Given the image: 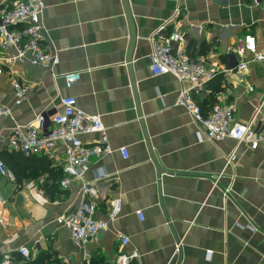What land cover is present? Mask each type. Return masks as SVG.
Masks as SVG:
<instances>
[{
  "label": "crops",
  "instance_id": "0c3cea01",
  "mask_svg": "<svg viewBox=\"0 0 264 264\" xmlns=\"http://www.w3.org/2000/svg\"><path fill=\"white\" fill-rule=\"evenodd\" d=\"M43 1L42 44L59 63L51 69L9 63L0 51V105L10 109L0 117V160L10 168L15 151L7 140L15 126L35 124L39 115L50 119L61 111L60 97H73L85 114L100 118L111 149L91 159L83 176L98 185L95 217L106 219L112 198L121 200V210L82 247L73 244L58 219L78 205L80 181L60 186L58 143L48 154L29 156L33 163L20 182L0 178V254L19 259L16 251L25 246L37 264L67 257L71 264H115L132 252L130 264H264V141L255 149L232 139L199 141L191 114L175 104L190 84L150 73L148 41L165 24V33L179 31L184 40L173 49L233 68L250 60L231 51L245 36L264 52V9L253 0ZM13 2L0 0V11ZM70 72L80 79L66 85L62 75ZM11 78L27 88L19 105ZM193 98L204 114L213 103L230 105L236 123L247 122L261 103L258 118L264 116V62L220 74L218 85L206 84ZM100 137L82 140L92 145Z\"/></svg>",
  "mask_w": 264,
  "mask_h": 264
},
{
  "label": "built area",
  "instance_id": "2783aa9c",
  "mask_svg": "<svg viewBox=\"0 0 264 264\" xmlns=\"http://www.w3.org/2000/svg\"><path fill=\"white\" fill-rule=\"evenodd\" d=\"M253 4L264 9V0H253ZM45 8L43 0H14L12 5L0 11V51L7 53V62L27 60L31 65L51 69L59 63L54 53L46 50L42 44L41 15ZM180 14L176 7L173 18ZM165 24L158 28L148 39L151 45L149 53V71L153 76L170 74L179 82H188L189 90L180 89L177 93L175 104L185 108L192 116L193 122L198 125L199 141H220L232 139L243 143L250 149H255L264 141V116L258 118L262 103L256 107L251 117L245 123H236L233 120L232 107L228 104L216 102L204 114L195 102L193 93L202 91L207 82L214 76L247 68L250 62H264V52L258 51L255 39L251 35L244 37L240 46L232 49L240 57L245 53L250 55L249 61H242L233 68H221L208 64L203 58L190 59L183 49H173L171 43H183L179 31L165 33ZM66 85L80 79L79 72H70L62 75ZM13 90L14 104L19 105L26 94V86L17 78L10 79ZM61 111L50 119L39 115L35 124L15 126L8 137L9 147L24 157L48 154L56 144L64 148V159L61 167L62 179L60 186L66 188L71 179L80 181V201L78 205L58 222L67 228L70 239L77 247L96 236L106 228L107 222L114 221L121 210V200L112 198L106 211V219L95 217L97 200L99 197L98 185L83 180L88 170L91 159H99L102 155L111 152L104 138V126L97 115H87L76 106L75 99L70 96L59 98ZM10 114V109L0 105V117ZM99 134L100 141L88 145L82 137L90 134ZM123 158L127 157L125 149L121 148ZM234 160L233 152L226 160V164ZM103 171L98 172L97 179L103 176ZM0 178L14 181L12 172L0 160ZM136 214L142 220L140 211ZM248 229L253 231L251 226ZM120 243L125 245L128 239L119 236ZM179 243L174 246V254ZM19 259L10 252L0 254V264H32L34 261L27 247L17 249ZM137 257L135 252L120 254L115 264H130ZM63 264H71L70 258L63 259Z\"/></svg>",
  "mask_w": 264,
  "mask_h": 264
},
{
  "label": "trees",
  "instance_id": "16d2710c",
  "mask_svg": "<svg viewBox=\"0 0 264 264\" xmlns=\"http://www.w3.org/2000/svg\"><path fill=\"white\" fill-rule=\"evenodd\" d=\"M219 78H220V74L214 76L209 82H207V87L213 83H216V85H218ZM218 88H219V86H218ZM217 89H215V90H217ZM199 108H200V106H199ZM10 156H12V164H10L9 170L14 175L16 181L20 182L21 179L26 176L25 171L30 168L31 164L33 163L34 157H24L18 152H14ZM32 264H37V263H36V261H33Z\"/></svg>",
  "mask_w": 264,
  "mask_h": 264
},
{
  "label": "water",
  "instance_id": "95a60500",
  "mask_svg": "<svg viewBox=\"0 0 264 264\" xmlns=\"http://www.w3.org/2000/svg\"><path fill=\"white\" fill-rule=\"evenodd\" d=\"M143 129V128H142ZM144 138H145V141H146V137L144 136ZM146 144H147V141H146ZM148 149H149V147H148ZM150 157H151V159H152V161L155 163V161H154V157L150 154Z\"/></svg>",
  "mask_w": 264,
  "mask_h": 264
}]
</instances>
